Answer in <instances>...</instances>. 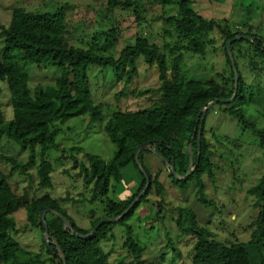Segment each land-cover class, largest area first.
<instances>
[{
    "label": "trees",
    "instance_id": "trees-1",
    "mask_svg": "<svg viewBox=\"0 0 264 264\" xmlns=\"http://www.w3.org/2000/svg\"><path fill=\"white\" fill-rule=\"evenodd\" d=\"M162 1L163 5H167L166 0ZM174 5L177 7L176 15L166 20L176 37L173 48L150 44L147 37L139 34L121 50L117 58L103 55L101 51L91 47L77 48L68 43L65 38V10L72 8L69 4H64L54 14L29 13L18 8L12 11L8 24L0 26V38L3 42L0 83H5L7 87L12 111V119L7 123H3L0 115V138L5 137L15 142L21 151L28 153L25 163L10 157L2 158L12 167L10 175L16 169L23 174L25 168L36 166L38 186L41 189L53 188V166L45 159V155L50 150L59 149L55 142V127L84 116L88 117L89 124L103 120L100 106L91 92L88 78L91 67L113 70L119 88L117 97L121 98L127 95V88L132 86L137 77L136 62L141 58L146 66L156 69L159 83L157 93L160 95L158 102L148 108L117 111L106 120L102 131L114 148L109 162L92 155L85 156L84 164L74 162L73 168L78 169L77 176H83L85 186L91 187V196L86 201L94 203L100 200L103 203V216H92L86 228L77 225L67 211L61 208L62 203L70 201L68 197L58 200L46 193L22 206L10 188L8 178L0 171V264H63L62 258L66 264H109L101 242L108 239L112 224L102 225L92 235H88L100 221L118 218L124 213L144 188L146 180L133 158L134 151L141 145L148 147L139 152L138 159L150 179V185L136 206L116 224L125 226L127 232L123 249L131 259L124 264H162L139 260L142 248L130 237L126 224L148 196H164L166 189L160 180L164 169L174 186L184 187L193 183L198 189V201L205 206L210 205L203 197V178L212 180L216 166L213 161L214 152L205 138V121L214 105L219 106L224 115L235 120L242 131L254 134L264 163V130L257 129L245 117L241 108L251 102V98H246V86L239 68L242 60L251 73L264 70V37L250 33V26L243 32L246 22L240 24L241 29H238L226 20H206L193 10L188 0H177ZM107 6L121 10L133 7L134 15L139 13V8L129 0H107ZM260 8L264 12V5ZM249 11L252 10L248 8V14ZM136 21L139 23V16ZM211 31H215L223 40L227 71L221 75H214L211 69L200 62L211 44L208 39ZM115 32L110 31L108 34L113 37ZM237 36L241 39L230 46L237 72L236 98L230 104H213L203 120L199 121L201 111L209 104L229 100L233 96L234 73L226 45ZM178 45H181L184 53L190 54L187 67L182 53L172 57L174 52L179 51ZM241 47L245 49L242 51ZM21 63L36 68L50 66L56 68L60 76L52 85L38 86L32 91L29 87V74L19 66ZM135 93L132 91L130 94ZM146 93L149 92H137L136 95ZM199 130L201 135L198 143ZM190 155L193 158V173L186 181L175 182L170 166L174 167L179 177L185 176ZM145 160L149 161V165L154 164V169L145 165ZM128 165H133L138 172L139 187L125 200H108L106 197L110 182H119L120 170ZM248 194L255 199L254 207L258 209V215L250 225V237L245 243H222L207 230L197 227L193 213L184 210L178 212L176 227L195 240L191 264H264V172L258 183L248 190ZM21 207L25 209L29 225L41 232L48 258H21L23 249L11 234L16 228L14 215ZM46 209L62 214L70 224V228L64 230L63 222L57 215L50 212L45 214L49 247L45 245L40 219V213ZM184 216L190 220L187 226L182 225Z\"/></svg>",
    "mask_w": 264,
    "mask_h": 264
},
{
    "label": "rangeland",
    "instance_id": "rangeland-1",
    "mask_svg": "<svg viewBox=\"0 0 264 264\" xmlns=\"http://www.w3.org/2000/svg\"><path fill=\"white\" fill-rule=\"evenodd\" d=\"M129 1L139 8L138 15H134L133 7L127 10L111 9L107 6V0H0V26L7 25L12 11L18 8L29 13L54 14L60 11L64 4H69L72 8L65 10V38L71 46L85 49L91 47L101 51L103 55L117 58L121 50L133 42L135 36L142 34L148 38L150 44L173 48L176 37L166 20L176 15L177 7L174 4L177 0H166L167 5H163L162 0ZM188 2L193 10L206 20H226L238 29L240 24L246 22L243 32L250 26V33L264 37V12L260 8L264 5V0ZM248 8L252 10L249 14ZM138 16L139 23L136 21ZM110 31H116L115 36L109 35ZM208 39L211 44L207 47L205 58L200 62L211 69L214 75H221L227 71L223 40L215 31L209 32ZM2 47L0 38V56ZM178 49L172 57L182 53L187 67L191 59L190 54L184 53L181 45H178ZM244 49L241 47L242 51ZM169 55L171 56L170 53ZM19 66L29 74V87L32 91L38 86L52 85L60 76L59 71L50 66L36 68L22 63ZM136 66L138 75L132 86L127 88V95L121 98L117 97L119 88L111 68L91 67L88 70L92 96L99 104L104 117L100 123L95 124H89L86 116L78 117L55 127V142L59 149L50 150L45 155V159L53 166L51 190L38 186L36 166L25 168L23 174L16 169L15 173L10 175L12 167L2 157L25 163L28 153L21 151L15 142L5 137L0 138V171L8 178L9 186L22 206L49 193L52 198L58 200L70 198V201L61 204V208L67 211L80 227H88L92 216H103V203L100 200L94 203L86 201L91 196V187L85 186L83 176H77L78 169H74L73 164L75 161L84 164L85 156L88 155L109 162L114 148L102 131L106 120L117 111H136L158 102L160 95L157 93L159 83L156 69L146 66L141 58L136 62ZM239 68L246 86V98H251V102L241 108L245 117L257 129L264 130V70L251 73L242 60L239 62ZM132 91L149 93L137 96L136 93L130 94ZM0 115L3 123L12 119L9 92L5 83H0ZM205 138L214 152L213 161L216 166L212 180L203 178V197L210 205L205 206L198 201V189L193 183L184 187L174 186L164 169L160 177L166 189L164 196H148L126 224L130 237L142 248L140 261L191 264L195 240L176 227L180 210L193 213L197 227L207 230L222 243H245L249 240L250 225L256 219L258 209L254 207L255 199L248 194V190L258 183L264 172L262 152L258 148L257 139L251 131H242L238 123L224 115L217 105L210 109L206 117ZM38 163L37 160L36 165ZM145 163L151 170L154 169V164L149 165L148 160H145ZM120 174L119 182H110L106 197L113 202L130 197L140 184L139 174L133 165L121 169ZM79 200L80 202H77ZM14 219L16 228L11 234L23 249L21 258H48L41 232L29 225L24 207L14 215ZM189 223V218L184 216L182 225L187 226ZM126 238L125 226L112 224L108 239L101 242L109 264H124L130 261L131 257L123 249Z\"/></svg>",
    "mask_w": 264,
    "mask_h": 264
},
{
    "label": "water",
    "instance_id": "water-1",
    "mask_svg": "<svg viewBox=\"0 0 264 264\" xmlns=\"http://www.w3.org/2000/svg\"><path fill=\"white\" fill-rule=\"evenodd\" d=\"M241 37L237 36L235 37L234 39H232L231 41L227 42V45H226V50H227V54H228V57H229V61L231 63V66L233 68V73H234V91H233V96L231 99L229 100H219V101H215L214 103L212 104H209L204 110L201 111V116H200V119L199 121H202L206 112L208 111V109L213 105V104H216V103H221V104H230L232 103L235 98H236V95H237V72H236V69L234 68V63H233V58L230 54V46L233 42L235 41H238L240 40ZM198 122V121H197ZM195 133V132H194ZM200 130L198 131V143L200 142ZM148 147L145 146V145H141L139 147L136 148V150L134 151V154H133V158H134V163L135 165L137 166L138 170L140 171V173L144 176L145 178V185H144V188L142 189V191L139 193V195L134 199V201L130 204V206L126 209V211L124 213H122L118 218H111V219H108V220H105V221H100L99 223H97V225L94 227V229L89 233L88 236L92 235L93 232H95L97 229H99L102 225H106V224H116L118 223L122 218H124L128 212L133 209L136 204L140 201L141 197L144 195V193L147 191V189L149 188V185H150V179L146 173V171L144 170L143 166L141 165L139 159H138V154L140 151L142 150H147ZM193 158H192V155H190V158H189V166H188V171L186 173L185 176L183 177H179L175 170H174V167L173 166H170V171H171V174L175 180V182H183V181H186L190 176L191 174L193 173ZM47 212H50V213H53L55 215H57L63 222V229L66 230L68 227L70 228V224H69V221L60 213L54 211V210H44L40 213V219H41V222H42V227H43V230H44V238H45V245L47 247H49V237H48V231H47V226H46V222L44 220V217H45V214ZM62 261H63V264H66V262L63 260L62 258Z\"/></svg>",
    "mask_w": 264,
    "mask_h": 264
}]
</instances>
